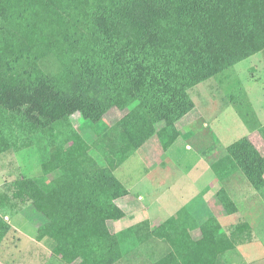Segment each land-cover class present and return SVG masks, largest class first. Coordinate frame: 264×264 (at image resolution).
Segmentation results:
<instances>
[{"label":"trees","instance_id":"1","mask_svg":"<svg viewBox=\"0 0 264 264\" xmlns=\"http://www.w3.org/2000/svg\"><path fill=\"white\" fill-rule=\"evenodd\" d=\"M262 50L264 0H0V155L20 138L45 140L43 176L9 190L46 218L38 238L51 237L67 264H115L130 230L139 243L156 237L172 247L154 264H226L235 244L215 217L199 239L182 224L185 210L153 229L145 221L112 232L128 193L115 171L156 134L170 147L195 107L190 89ZM49 53L62 66L54 76L40 64ZM113 108L122 118L88 144L71 116L96 124ZM228 150L262 190L264 156L251 140ZM218 196L235 209L224 190ZM10 228L0 215V243Z\"/></svg>","mask_w":264,"mask_h":264},{"label":"crops","instance_id":"2","mask_svg":"<svg viewBox=\"0 0 264 264\" xmlns=\"http://www.w3.org/2000/svg\"><path fill=\"white\" fill-rule=\"evenodd\" d=\"M213 106L200 108L195 101L194 109L178 121L179 135L170 147L164 148L156 134L132 153L123 164L136 155L139 157L142 167L135 177L118 174L123 164L116 169L115 174L128 193L117 199L125 217L111 223L118 230L129 229L145 221L149 222L150 228H155L185 210L190 218L187 217L182 224L192 225V237L197 238L201 234L199 225L215 217L223 232L233 240L236 258L240 256L244 264H264L257 263L264 256V252H258L264 248V193L252 184L242 169L234 165L229 153V146L244 137L236 135L240 127L226 131L223 124L222 127L218 125L217 130L208 125L207 118L215 112ZM240 109V105L234 106L242 128L248 132L246 136L264 156V123L251 128L252 122L250 125L248 121L243 122ZM246 116L249 120L248 113ZM208 126L210 132L205 129ZM208 148L217 150L208 151ZM221 190L232 199L235 209L229 210L224 206L218 196ZM15 202L17 207L0 200V215L11 226L0 243V264H67L54 254L51 245L38 238L39 228L44 222L37 216L38 212L30 210L29 204ZM229 220L239 233L234 238L223 226ZM134 233L139 234L137 231ZM131 237L138 240L133 233ZM171 251L169 243L153 237L130 249L128 255L131 253L132 264H154L161 258L159 255Z\"/></svg>","mask_w":264,"mask_h":264},{"label":"rangeland","instance_id":"3","mask_svg":"<svg viewBox=\"0 0 264 264\" xmlns=\"http://www.w3.org/2000/svg\"><path fill=\"white\" fill-rule=\"evenodd\" d=\"M40 64L50 76H54L62 69L60 61L54 53H49L44 56L41 59ZM190 94L200 108L206 109L214 105L213 110L215 112L210 113V116L207 118L208 125H211L217 130L218 125L222 127L223 124L227 127L224 128L226 131H230L238 126L240 129L239 133H236V135L238 137H241L240 135L244 136L241 137L239 141L242 139H249V137L246 136L248 132H246L245 128H242L240 123L241 119L235 113L234 106L240 105L242 107L240 111L242 112L241 116L243 118H241L243 122L248 121L249 125L252 122L250 125L251 128H254L253 126L255 125H259V123H264V50L233 65L202 84L193 87L190 90ZM247 113L250 116L249 120L246 116ZM122 115H124V113L121 112V110L113 108L106 114L102 121L95 124L84 119L81 112L77 111L71 116V120L78 131H80L81 135L87 140L88 144L91 145L98 138L102 130L109 129L112 125L116 124L122 118ZM203 125L204 123L202 122V126ZM205 129L207 132H210L211 130L209 126L205 127ZM219 131L222 132V128H219ZM15 142L18 143V148L15 152L13 151V153L9 155H0V200L17 207L18 205L10 196L9 190L12 188V185H15L16 182L23 179L27 180L43 176L44 170L42 158L46 156L47 150L43 144L45 140L42 141L41 136L38 134L33 141L30 140L24 142V140L20 138ZM223 149L225 150L221 145L222 152H224ZM207 150L216 151L217 148L212 150H209L208 148ZM90 153L96 157L97 162L101 164L105 163L103 155L96 150L95 147L90 150ZM226 154H228V152H226ZM140 162L139 157L136 155L122 165V168L120 169L121 171H119L118 174L128 178L135 177L138 170L142 167ZM260 191L264 192V188ZM29 207L30 210L36 213L32 205L29 204ZM36 214L39 218L44 220L39 228V230H41L46 222V218L41 214ZM217 221L219 222L218 219ZM142 224H144V222H141L138 225ZM223 226L227 232L231 234L230 236H233V238L238 236L239 233L235 229L236 225L233 226L232 220H229L228 222L225 221ZM109 228L114 233L124 231L122 229L118 230L113 222L109 223ZM142 228L146 229L147 225ZM132 233L133 231L130 230L129 234L124 238L123 249L126 252V255H124L125 257L116 264H132V262H130L131 253L128 255V251L137 247L138 244L143 243H139L135 238L129 239ZM200 237H202V233L195 239H199ZM136 238H138V235ZM41 240L45 244H49L51 247L53 246L54 240L51 237H45ZM258 252L263 253L264 248L258 250ZM162 255L164 254L159 255L158 258L162 257ZM240 258V256L237 258L234 256V249L232 251L228 250L223 255L226 264H244L242 260L240 261ZM257 263H264V256H261Z\"/></svg>","mask_w":264,"mask_h":264}]
</instances>
